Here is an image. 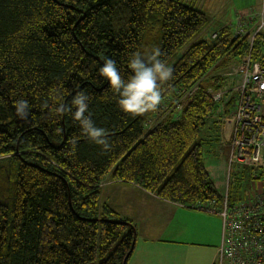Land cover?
Masks as SVG:
<instances>
[{
  "label": "trees",
  "instance_id": "16d2710c",
  "mask_svg": "<svg viewBox=\"0 0 264 264\" xmlns=\"http://www.w3.org/2000/svg\"><path fill=\"white\" fill-rule=\"evenodd\" d=\"M209 22L181 0H0V264H127L137 229L102 202L107 177L186 206L221 198L203 155L216 106L208 90L224 86L221 71L250 45L236 22L203 37ZM152 48L173 69L162 103L124 114L99 75L102 58L127 78L130 55ZM80 90L108 132V151L81 135L75 109L50 110L53 94L70 107ZM20 99L31 105L26 120L16 116Z\"/></svg>",
  "mask_w": 264,
  "mask_h": 264
},
{
  "label": "built area",
  "instance_id": "2783aa9c",
  "mask_svg": "<svg viewBox=\"0 0 264 264\" xmlns=\"http://www.w3.org/2000/svg\"><path fill=\"white\" fill-rule=\"evenodd\" d=\"M262 12L237 17L234 33L248 34L250 47L226 73L231 85L208 90L216 103L226 98L232 101L221 198L190 206L222 218L220 243L212 264H264V63L252 53L253 38L264 26ZM255 17L257 26L247 31ZM239 184L246 186L243 192L232 190Z\"/></svg>",
  "mask_w": 264,
  "mask_h": 264
},
{
  "label": "crops",
  "instance_id": "0c3cea01",
  "mask_svg": "<svg viewBox=\"0 0 264 264\" xmlns=\"http://www.w3.org/2000/svg\"><path fill=\"white\" fill-rule=\"evenodd\" d=\"M201 10L206 12L211 23L213 18L211 20V12H208L210 8ZM219 10H225L217 16L221 21L216 25L221 28L231 26L240 15L252 11L261 13L264 3L260 7H219ZM208 26L201 33L206 38L219 29L208 32L211 27ZM230 123L224 124L220 130L227 145L231 133ZM223 165L226 166L225 157ZM207 170L213 179L209 168ZM102 202L113 208L120 218L129 219L136 226L135 248L127 264L213 263L221 237L222 219L219 214L197 213L182 204L160 198L137 184L110 177L106 178L103 185ZM190 214L203 216L208 222L202 226H193L187 221Z\"/></svg>",
  "mask_w": 264,
  "mask_h": 264
},
{
  "label": "clouds",
  "instance_id": "9594fccd",
  "mask_svg": "<svg viewBox=\"0 0 264 264\" xmlns=\"http://www.w3.org/2000/svg\"><path fill=\"white\" fill-rule=\"evenodd\" d=\"M102 59L103 65L99 67V75L107 81L122 113L139 117L158 109L163 99L161 86L173 76V69L161 59L159 48H152L150 52L145 53L139 51L132 53L127 61L129 70L127 78L121 74L115 60L107 57ZM52 100L55 106L50 110L54 115L63 116L75 109L72 112V119L77 123L81 135L99 146L102 151L110 150L108 132L105 128L98 126L93 119L90 112V97L85 91H77L72 96L70 107H66L57 94L52 95ZM44 107L49 108V105L45 104ZM14 108L16 116L26 120L31 105L27 100L20 99L14 101ZM77 143L76 140L72 141L68 156L76 154Z\"/></svg>",
  "mask_w": 264,
  "mask_h": 264
},
{
  "label": "rangeland",
  "instance_id": "374dc122",
  "mask_svg": "<svg viewBox=\"0 0 264 264\" xmlns=\"http://www.w3.org/2000/svg\"><path fill=\"white\" fill-rule=\"evenodd\" d=\"M181 1L186 4L192 5L193 7L199 8V9L206 10V8H210L208 12L209 13L211 12L210 16H211V20L213 18V21L209 23L208 27L210 26L211 27L209 28L208 32H210L211 30H217L219 28L216 24L221 20H219L217 16L221 15L222 12L225 11V10H219V7H235V6L242 7V8H247L248 6L260 7L261 4L264 3V0H181ZM262 11H263L262 13H264V10ZM258 22L259 21L255 23L252 29H254L257 26ZM234 26H235V22H233L230 26L232 31L234 30ZM261 34H262V37L259 38L258 49L256 53L259 56L258 60H261L264 63V26L262 27ZM174 60L175 58H172L169 61V64L173 62ZM232 64L233 63L229 64L226 67V69H223L221 71V73H223L225 76L224 84L231 85L229 84V81H227L226 73H228V71L232 69L231 67ZM232 85H234V82L232 83ZM186 93L187 95L190 94L189 91ZM215 105H216L215 109L213 110L208 120V125H206V127L201 132V137L203 138V147H204L203 155H204L205 166L209 168V171L213 177L214 184L216 188L218 189L219 193H221L224 190V184H223L224 176L222 174V171L223 172L226 171V166L223 165V160H224V157L227 160V153H228L229 145H227V143L225 142L226 139H223V135H222L223 132L220 130L224 126V124L228 125L232 120V115H231L232 101L226 98L221 103L215 102ZM219 117H223V119L217 120ZM149 123L152 124L153 121H150ZM230 124H231L230 125V132H231L232 123ZM215 128L217 129L213 130ZM229 135H231V133ZM105 182H106V179L102 182V192H101L102 198H103V185ZM245 189H246V186H241L239 184L237 187H233L232 190H237L240 193V192H243ZM186 207L192 209V211H196L197 213H200V212L207 213L206 211L194 209L193 207H190V206H186ZM187 221L191 223L193 226L195 225L202 226L203 224L208 222V219H205V217L200 216V215L190 214V216H187Z\"/></svg>",
  "mask_w": 264,
  "mask_h": 264
},
{
  "label": "water",
  "instance_id": "95a60500",
  "mask_svg": "<svg viewBox=\"0 0 264 264\" xmlns=\"http://www.w3.org/2000/svg\"><path fill=\"white\" fill-rule=\"evenodd\" d=\"M124 264H126V263L124 262Z\"/></svg>",
  "mask_w": 264,
  "mask_h": 264
}]
</instances>
